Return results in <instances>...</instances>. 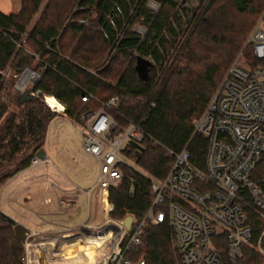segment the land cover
Masks as SVG:
<instances>
[{
	"label": "trees",
	"instance_id": "16d2710c",
	"mask_svg": "<svg viewBox=\"0 0 264 264\" xmlns=\"http://www.w3.org/2000/svg\"><path fill=\"white\" fill-rule=\"evenodd\" d=\"M144 1L78 2L79 7L86 8L83 13L93 10L96 16L93 24L99 30L101 40L105 46L115 49L107 66L98 69L96 75L86 70L97 68V59L91 56L95 50L91 42L88 39L87 42L82 41L87 31L85 22L70 25L71 37L77 38V41L65 43L63 36L66 32L60 33L57 22L50 20L43 23L49 16L46 9L25 37L27 26L42 0H20L17 12L0 10L1 86L2 71L10 68L18 74L31 67L34 56L24 49L30 42L40 58L37 66L45 65L31 91L54 96L64 105L70 118L85 109H98L101 102L117 96L118 106L111 114L118 127L112 129V135H119L127 121L135 123L145 133L141 150L130 144L122 149L123 155L135 163L136 169L122 164V177L109 190V201L113 205L109 217L123 219L131 215L136 223L143 218L153 201L146 175L164 179L173 162V153L184 147L193 163L203 165L207 138L194 132L193 123L218 90L221 79L242 49L257 63L246 40L264 12L263 3L256 5L254 0H233L238 13H259L246 33L244 27L228 23L217 10H206L202 14L195 9L184 10L183 29L181 17L177 19L173 12L164 9L170 4L169 0H160L162 6L155 13L144 8ZM130 9L135 10L134 16L141 18L146 25L143 36L122 29L121 21L117 19L116 25H112L114 12L125 19L129 17ZM131 50L151 58L152 66L146 82L137 77L134 69L137 55L134 60L130 58ZM258 63L264 67V60ZM111 79L115 81L113 85ZM8 89V99L0 100V120L10 102H14L19 111L12 113L0 129V186L6 179L30 166L33 157L42 149L48 121L56 114L44 108L38 97L20 101L21 93L13 91V81L8 83ZM84 94L95 98L83 101L81 96ZM263 228L264 222L254 218L252 242L257 240ZM24 251V243L0 215V264H24ZM141 255L146 264H178L179 253L167 223L148 227L132 258L137 259ZM263 263L262 255L252 247L244 246L241 257L235 263L227 264Z\"/></svg>",
	"mask_w": 264,
	"mask_h": 264
},
{
	"label": "built area",
	"instance_id": "2783aa9c",
	"mask_svg": "<svg viewBox=\"0 0 264 264\" xmlns=\"http://www.w3.org/2000/svg\"><path fill=\"white\" fill-rule=\"evenodd\" d=\"M263 17L264 12L246 40L257 61L264 60ZM26 69L22 76L29 73L26 81L34 82L39 74ZM91 98L95 97L81 96L83 101ZM118 102V97L112 96L101 102L100 108L85 109L72 118L81 133L82 149L99 164L95 186L106 218L101 226L91 229L103 231L107 225L114 227L102 234H92L94 238L100 237L96 247L100 255L91 264H146L142 255L137 259L132 255L138 251L148 227L160 223H167L171 229L180 264L235 263L244 246L252 247L264 257V228L252 242L253 219L264 222V67L244 70L235 61L232 63L218 90L193 123L194 132L207 138L203 165L193 163L184 147L173 153L164 179L146 175L152 205L137 223L130 215L128 228L123 219L109 217L113 208L109 190L122 177L120 166L129 165L122 149L129 141L141 145L145 133L127 121L119 135H112L118 124L111 111ZM56 110L66 114L64 105L59 104ZM37 162L39 159L34 156L31 163ZM79 230L66 229L63 234Z\"/></svg>",
	"mask_w": 264,
	"mask_h": 264
},
{
	"label": "rangeland",
	"instance_id": "374dc122",
	"mask_svg": "<svg viewBox=\"0 0 264 264\" xmlns=\"http://www.w3.org/2000/svg\"><path fill=\"white\" fill-rule=\"evenodd\" d=\"M80 0H42V3L40 4L38 11L32 16V19L27 26V32L24 34L25 37L28 35V31L41 19V16L46 9L47 13L49 14L48 17H46L43 20V23H46L50 20L57 22V25L59 26V31L62 33L65 31L66 33L63 36V41L65 43H70L77 41V38L71 37V33L69 31L70 25L74 23H80L85 22L87 24V31L85 37L82 38V41L88 39L92 45V49L94 50V53L91 55L95 59H97L95 62H97L95 65L97 68L89 67L86 68V70L92 74L96 75V71L98 69H102L109 63L111 57L115 54V49H113L110 46H105L103 41L101 40V37L99 36V30L97 27L93 24V19L96 17L93 10L89 11V13H83L82 11L86 8H82L78 6V2ZM128 1V0H126ZM139 0H135V2H138ZM170 4L165 5L164 9L167 10L169 13H174L176 15V18L178 19V16L181 18V24L183 29L185 28V18L183 16L184 10H193L195 9L199 14L204 13L206 10H217L221 13V16L227 20V22H231L232 24L244 27L246 29V33L250 30L251 26L257 19L259 13H238L235 9L233 0H169ZM264 5V0H254V4ZM144 8H146L150 13L157 12L160 7L162 6L160 0H145L143 4ZM20 8V0H0V10L2 12L8 13V12H17ZM135 10L130 9V14L128 18L121 17L120 14L117 12L113 13V18H115L114 22H112V25H116V19L117 21H121V28L122 29H128L134 33L139 34L140 36H143L146 32V25L143 22L141 18H136L134 16ZM86 15V16H84ZM59 16V17H58ZM88 16V17H87ZM171 21H174L173 18H171ZM121 32V31H120ZM120 32L118 35H120ZM81 37H79L80 39ZM89 45V44H88ZM25 51L34 56L33 63L31 67H27L33 72H36L39 74V77L36 79L38 80L40 76L42 75L45 65H38L37 63L40 61L39 55L35 54V48L34 46L28 42L24 46ZM241 52V51H240ZM239 52V53H240ZM137 55L136 50H131L130 52V58L134 60L135 56ZM149 60H151L150 57H146ZM235 61V64L237 67L242 68L244 70L251 69L257 66H262L261 63H254L248 55L247 52L238 54L233 62ZM94 62V63H95ZM232 62V63H233ZM24 70L21 73H14L12 69L7 68L6 70L2 71L3 75V83H2V89L0 90V100L6 101L8 99L7 93L10 91L8 89V83L10 81H13V91H16L18 94L22 93L24 89L32 88L34 82L32 81H26L25 86L22 88H18V81L22 80ZM225 73V72H224ZM222 74V77L223 78ZM225 77V76H224ZM224 79V78H223ZM221 79V81L223 80ZM220 81V83H221ZM20 82V81H19ZM110 83L113 85L115 81L113 79L110 80ZM13 93V92H12ZM39 101L42 103L44 108H48L50 111L55 112L56 114L52 116V118L48 121V124L46 126L45 131V138L43 143V151L46 154L47 161L39 163L37 166L30 168L29 171L26 172H17L9 179H6L4 183L0 186V212L4 213L7 216H10L12 219L16 220L18 223L24 222L25 218H32L34 215L32 212H30L29 209H35L33 208L34 204H38L44 196L47 194H52L51 188L48 189V191L43 192L39 189H36L33 192V199L31 202L24 199L23 191L25 188V185L32 183V182H46L49 187L50 184H58L61 185V182H68V186L76 188V186H79V189L75 190V194L79 200H82V210L77 209L76 212L79 215H82V217L87 215V192L85 189L90 188V213L91 216L94 214V206L97 204H100L99 202V195L96 196L97 193V186H95L97 181V175H98V162L96 159L92 158L91 155L88 156V153L85 154L84 150L82 149L81 145V133L79 129L77 128L76 124H74L73 119L67 116L66 114L59 113L56 108L59 107V104L62 105L54 96L47 94V93H41L38 96ZM48 98H53L56 100L58 105H52L48 102ZM97 98H100L97 96ZM19 107L14 102H10L7 105V111L2 116L0 120V129L4 126L5 120L12 114V113H18ZM28 151V150H27ZM129 165L136 169L135 163L132 162L130 159L125 157ZM59 170H63L66 175V177L59 172ZM30 175L29 177H26V175ZM53 198V197H52ZM54 199L52 200L50 204L51 209H56ZM36 210V209H35ZM67 214V213H66ZM78 215H73L70 218V221L66 223L67 226H73L76 224V217ZM97 216L99 218V221L101 220V214L98 210ZM75 217V218H74ZM125 218V217H124ZM123 218V219H124ZM87 228V227H86ZM89 229V228H87ZM62 233L50 234L49 231L44 233V237L35 238H29L25 244L24 248L27 245V251H24L23 257L25 260V263L27 260H30V264H68L71 263L70 261H75L74 264H81L79 263L81 258V254L85 251L84 245L87 243L84 240V238L88 236H92V234H86L81 231L72 232V236L70 238H82L80 243V249L76 250V259L72 258H66L61 259L57 261H52V259H49L51 255L63 254L64 252L68 251V245L66 244V240L62 239L61 237H64V230H59ZM58 231V232H59ZM78 232H80L79 236ZM64 233V234H63ZM46 234V235H45ZM76 234V235H75ZM47 236V237H46ZM68 240V239H67ZM49 241V242H48ZM74 240L73 242L70 240L69 242H76ZM46 243V246L44 245ZM83 246H82V245ZM65 246L64 248H61ZM82 246V247H81ZM52 247V248H51ZM46 248V249H45ZM92 255L93 257L91 260L96 261L100 255V253H96L97 248L91 247ZM48 251V252H47ZM79 253V254H78ZM259 253V252H258ZM66 254V253H65ZM261 255V254H260ZM43 256V257H42ZM78 260V261H77ZM92 261H88L86 264H91ZM72 264V263H71ZM178 264H180V259L178 258Z\"/></svg>",
	"mask_w": 264,
	"mask_h": 264
},
{
	"label": "crops",
	"instance_id": "0c3cea01",
	"mask_svg": "<svg viewBox=\"0 0 264 264\" xmlns=\"http://www.w3.org/2000/svg\"><path fill=\"white\" fill-rule=\"evenodd\" d=\"M42 150V155H43V159H39V162L37 163H31L30 166H28L27 168L21 170L20 172H26L29 171L30 168H33L35 166H37L39 163L41 162H45L47 161V157L45 152ZM87 154V153H85ZM88 156H90L88 154ZM92 157V156H91ZM94 158V157H92ZM96 159V158H94ZM98 162V161H97ZM98 170H99V164H98ZM63 170H59V172L61 174H63L64 176L66 175L64 172H62ZM30 175H26V177H29ZM98 176V175H97ZM66 177V176H65ZM51 187L48 186V184L46 182H32L29 183L27 185H25L24 188V193L23 195L25 196L24 199L31 202L33 199V192L36 189H39L43 192L48 191L49 188H51L52 190V194H47L46 196H44L42 198V200L35 205V203H33L35 209H29L30 212H32V214L34 215L32 218H25L24 222H20L22 225H24L25 227H27L30 232L27 235L26 241L29 238H39L40 237H44V233H46L47 231L50 232V234L56 233L59 230H66V229H77L79 228L81 232H84L86 234H92V233H87L85 232V230L82 229H91V228H97L99 226H101L106 218V215L103 211V207L101 204H97L94 206V214L91 216L90 213V201H89V196L90 194L87 193V206L89 208H87V215L84 217H82V215H78L76 210L80 209L82 210V200H79L75 194V190L79 189V186H76V188L70 187L68 186V182H61V185L58 186V184H50ZM90 188L85 189V191L87 192V190ZM90 193V192H89ZM98 193V192H97ZM98 197V194L96 195ZM53 197V198H52ZM54 199L55 201V210L50 208V204L52 202V200ZM100 202V200H99ZM100 212L101 214V220L99 221V218L97 216V212ZM67 213V214H66ZM78 215V217H74L76 219V224H74L73 226H67L66 223H68L70 221L71 216L73 215ZM87 227V228H86ZM80 234V232H78V235ZM46 235V234H45ZM76 235V234H75ZM72 235L69 234L67 236H64L63 239L66 240V244H70L72 245L74 240H78L79 241L82 240V238L78 237V238H70ZM81 236V235H79ZM42 237V238H43ZM47 237V236H46ZM90 237V236H89ZM68 239V240H67ZM72 242H69V241ZM85 241V239H84ZM72 243V244H71ZM25 244V243H24ZM46 246V244H44ZM69 246V245H68ZM83 246V245H82ZM81 246V247H82ZM65 246L61 247L64 248ZM74 248H76V250L80 249V245L77 244L74 246ZM79 248V249H78ZM25 250L27 251V245L25 246ZM96 253H99V251L97 250ZM95 257V255H94ZM55 261V260H52ZM73 262V261H71Z\"/></svg>",
	"mask_w": 264,
	"mask_h": 264
},
{
	"label": "water",
	"instance_id": "95a60500",
	"mask_svg": "<svg viewBox=\"0 0 264 264\" xmlns=\"http://www.w3.org/2000/svg\"><path fill=\"white\" fill-rule=\"evenodd\" d=\"M152 66V62L140 55H137L135 58V65H134V69L136 71L137 77L143 81L146 82L148 79V72H149V68ZM27 71H29V69H26ZM0 86H1V81H0ZM40 94V92H33L31 91L30 88L24 89L21 93L20 96V101H24L27 99H30L32 97H38ZM129 144L132 145L133 147H135L138 150H141L142 147L140 144H138L137 142L134 141H129ZM42 150L38 151L35 155V157H37L38 159H43V155H42ZM1 217L4 219V221H6L9 225H11L13 227V231L15 236L22 242L25 243L26 242V238L28 233L30 232V230L25 227L24 225H22L21 223H18L16 220L12 219L10 216L5 215L4 213L0 212ZM132 217L126 216L123 219L124 225L128 228L130 226ZM109 229H114L113 226L111 225H107L106 227H104L103 231H94L92 229H84L85 232L87 233H92V234H102L103 232H106Z\"/></svg>",
	"mask_w": 264,
	"mask_h": 264
},
{
	"label": "bare ground",
	"instance_id": "6f19581e",
	"mask_svg": "<svg viewBox=\"0 0 264 264\" xmlns=\"http://www.w3.org/2000/svg\"><path fill=\"white\" fill-rule=\"evenodd\" d=\"M29 73H25L24 76L22 77V80H21V87H23V85L25 84L26 80L29 78ZM48 102L52 105H58V103L56 102V100H54L53 98H48ZM63 239V237H61ZM99 239L100 237H96L94 238L93 236H90L87 238V244L84 245L85 247V251L86 252H83V254H81V258L82 260H80L79 263L81 264H86L89 260L92 261L91 259L94 257L92 255V253L94 251H92L91 247H97L99 245ZM84 241V240H83ZM49 242V241H48ZM80 243V242H79ZM46 244V243H45ZM72 244V243H71ZM78 244V240L76 242H74L72 245H69V247L67 248L68 251L67 252H64L63 254H59L57 256L56 255H51V257L49 259H52V260H61V259H68V258H72V259H76V248H74L75 245ZM82 245V244H81ZM52 248V247H51ZM46 249V248H45ZM97 251V250H96ZM48 252V251H47ZM66 253V254H65ZM79 254V253H78ZM43 257V256H42ZM76 261V260H75ZM73 261V262H75ZM78 261V260H77ZM58 262V261H57ZM71 262V261H70ZM89 263V262H88ZM50 264V263H49Z\"/></svg>",
	"mask_w": 264,
	"mask_h": 264
}]
</instances>
